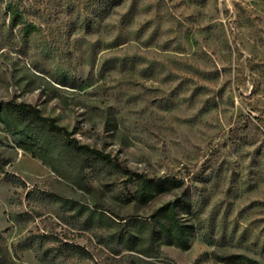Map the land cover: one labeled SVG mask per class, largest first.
Instances as JSON below:
<instances>
[{
  "label": "rangeland",
  "instance_id": "obj_1",
  "mask_svg": "<svg viewBox=\"0 0 264 264\" xmlns=\"http://www.w3.org/2000/svg\"><path fill=\"white\" fill-rule=\"evenodd\" d=\"M0 101L181 182L139 197L114 167L56 158L60 175L0 110V264H264V0H0ZM169 204L185 250L158 237Z\"/></svg>",
  "mask_w": 264,
  "mask_h": 264
},
{
  "label": "trees",
  "instance_id": "obj_2",
  "mask_svg": "<svg viewBox=\"0 0 264 264\" xmlns=\"http://www.w3.org/2000/svg\"><path fill=\"white\" fill-rule=\"evenodd\" d=\"M0 110L4 111L5 115L12 119V127L15 134H18L17 143L19 144V147L31 152L33 155H37L45 164L51 167L53 171H58L60 175H64V172L59 171L55 167L53 159H66L67 163L72 168L71 171L77 174H80L81 169L88 167V162L93 160L103 165L114 167L120 173L126 175L129 180L136 182L137 186L143 189L139 197L181 183L173 177L150 178L130 170L116 157L99 149L90 147L87 144L80 143L72 136L71 132H69L66 127L57 124L54 118L42 115L40 109L32 104L14 101H0ZM53 137L59 138L61 142L60 148L56 157L47 158L44 153L47 154V152L52 149L51 144L53 142ZM0 173H3V171L0 170ZM5 178L11 183H22L20 178L13 174H5ZM177 201L182 203V200ZM171 206L172 204L165 205L158 211V216L163 218L165 222L164 224H159L158 222L159 228L157 234L164 243L185 250L188 248V243L183 240L184 234L182 226L178 224L175 212ZM89 217L91 218V215ZM124 235L126 234H122V230H118L117 234H113L111 237H115L119 242L121 239L127 237H124ZM42 238H46V236H28L18 243V247L22 250H38L41 247V242L35 247V241L38 239L41 240ZM152 239L153 236L150 241H152ZM127 240L130 242L128 238ZM150 249V247H147L139 253L146 257H154L149 252ZM128 250H133V248L129 247ZM48 251L49 250H43V255L39 256V258L44 259Z\"/></svg>",
  "mask_w": 264,
  "mask_h": 264
}]
</instances>
